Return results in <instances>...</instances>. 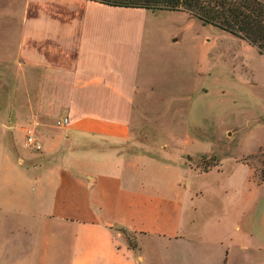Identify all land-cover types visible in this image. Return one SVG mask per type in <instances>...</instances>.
<instances>
[{
    "label": "crops",
    "instance_id": "1",
    "mask_svg": "<svg viewBox=\"0 0 264 264\" xmlns=\"http://www.w3.org/2000/svg\"><path fill=\"white\" fill-rule=\"evenodd\" d=\"M173 13L195 18L95 0H0V62L36 74L24 78L34 85L42 144L30 151L21 141L16 149L1 117L0 264H264V212L252 210L264 176L242 162L251 172L230 204L213 211V201L227 200L224 185H196L185 173L207 177L219 168L185 162L213 154L212 128L192 110L195 96L151 77L153 54L142 75L143 54L159 33L177 40L174 29L165 33ZM143 85L174 104L175 124L165 126L184 152L171 162L128 159L118 149L132 134ZM194 144L206 147L191 151ZM119 228L137 236L136 248Z\"/></svg>",
    "mask_w": 264,
    "mask_h": 264
},
{
    "label": "rangeland",
    "instance_id": "2",
    "mask_svg": "<svg viewBox=\"0 0 264 264\" xmlns=\"http://www.w3.org/2000/svg\"><path fill=\"white\" fill-rule=\"evenodd\" d=\"M164 23L165 33L174 29L177 40H168L169 36L160 32L159 41L150 54H143L141 72L142 75L148 73L145 61L153 54L149 67L151 77L169 86L178 83L184 98L195 96L192 110L199 117L205 116L215 135L213 143L206 148L213 154L194 160L186 155L185 162L203 170L213 166L219 168L207 177L193 171L185 170V173L196 185L205 179L224 185L226 193L221 195L227 200L223 203L219 199L213 201L212 210L219 211L221 204H230L228 197L237 190L240 178L251 172L242 162L249 165L253 173L264 176V57L251 54L241 39L184 13H173ZM30 75L33 73L17 62H0V119L3 117L16 149L23 139V129L34 125V85L27 84L24 78L30 82ZM149 89L143 85L145 95L141 91L138 94L132 134L118 149L128 159L149 157L161 164L168 163L184 152L174 148V134L165 126L175 124V107L172 104L170 109L167 102H159L157 95L149 94ZM190 89L193 90L191 93ZM187 108H190L189 104ZM168 110L170 115L163 116L162 112ZM163 144L167 145L166 149ZM196 147L194 144L190 150L206 146ZM261 190L264 189L260 188L252 209L257 210L254 212L257 217L264 212V192ZM209 201L206 198V203ZM131 240L136 242L137 236L131 235Z\"/></svg>",
    "mask_w": 264,
    "mask_h": 264
},
{
    "label": "trees",
    "instance_id": "3",
    "mask_svg": "<svg viewBox=\"0 0 264 264\" xmlns=\"http://www.w3.org/2000/svg\"><path fill=\"white\" fill-rule=\"evenodd\" d=\"M113 6L185 11L202 24H210L239 37L264 55V1L262 0H95ZM128 245L136 248L131 232L119 228Z\"/></svg>",
    "mask_w": 264,
    "mask_h": 264
},
{
    "label": "built area",
    "instance_id": "4",
    "mask_svg": "<svg viewBox=\"0 0 264 264\" xmlns=\"http://www.w3.org/2000/svg\"><path fill=\"white\" fill-rule=\"evenodd\" d=\"M66 122L67 119L63 118L57 121V125H65ZM22 146L30 151H39L42 148L35 125H28L23 129Z\"/></svg>",
    "mask_w": 264,
    "mask_h": 264
}]
</instances>
